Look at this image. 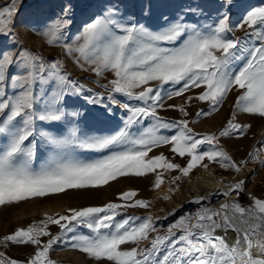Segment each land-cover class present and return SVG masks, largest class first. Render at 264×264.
Wrapping results in <instances>:
<instances>
[{
	"label": "snow or ice",
	"instance_id": "snow-or-ice-1",
	"mask_svg": "<svg viewBox=\"0 0 264 264\" xmlns=\"http://www.w3.org/2000/svg\"><path fill=\"white\" fill-rule=\"evenodd\" d=\"M21 3L0 6V206L98 190L122 177L152 176L153 191L168 184L174 194L198 168L212 175L216 165L239 176L250 162L264 167V139L240 160L222 144L250 131V123L237 122L240 115L264 120V0L235 18V0H220L211 13L199 4L157 12L149 3L139 18L121 0H101L79 24L69 0L31 26L47 46L97 77L103 92L72 79L64 60L23 46L15 30ZM152 17L154 25L143 22ZM237 30L243 35L236 37ZM230 93L235 103L219 130L198 133L190 126L218 112ZM177 97L182 103L166 104ZM194 102L207 109L197 108L190 119ZM168 109L180 118L160 115ZM165 147L170 156L152 154ZM246 180L222 178L217 191L192 196L186 203L195 211L183 212L163 235L157 221L176 217L184 205L165 217L117 219L128 209L152 207L136 198L137 190L118 193L119 202L45 214L0 237V264H57L50 255L55 246L79 251L93 264H264V196L248 192L249 203H241ZM167 193L159 199L171 200ZM214 196L224 202L206 206ZM229 230L231 244L217 234ZM14 245L32 251L17 259L6 251Z\"/></svg>",
	"mask_w": 264,
	"mask_h": 264
},
{
	"label": "rangeland",
	"instance_id": "rangeland-1",
	"mask_svg": "<svg viewBox=\"0 0 264 264\" xmlns=\"http://www.w3.org/2000/svg\"><path fill=\"white\" fill-rule=\"evenodd\" d=\"M9 0H0V6L7 4ZM69 0H22V3L18 5L19 13L15 17V30L19 39L23 42V46L34 51L40 52L42 55L49 58H59L65 61L66 71L71 73L72 79H77L80 83L84 84L87 88L96 92H103V89L98 87L95 81L98 79L90 72H81L71 60L66 59L59 48H52L44 43L41 36L35 34V29L29 30L32 25H39L45 18L60 11V8ZM75 5V20L79 24L80 20L86 17L93 8L98 5L101 0H71ZM122 4L126 6V10L129 13L135 14L138 18L141 16V7L147 6L149 3L153 4L154 11H172L174 7H179L187 4H199L205 8L208 12H214L220 5V0H121ZM158 4L166 5V7L160 9L156 6ZM261 4V0H235V7L232 9L233 18L237 13L247 9L249 6H258ZM145 23L154 25L156 23L155 17L145 18ZM76 25L73 26V32H75ZM236 37L242 36L243 32L237 30L234 34ZM108 78H111L110 74ZM100 83H105L104 78H99ZM198 91V90H194ZM190 93H186L188 95ZM106 96L107 93H104ZM235 93H230L220 110L213 115L201 118L197 123L190 125L198 133L211 132L219 130L229 119L231 115V106L235 103ZM181 98H173L167 100L166 104H180ZM91 107V106H89ZM197 108L207 109V104L194 102L188 108L192 113L190 119L195 118V111ZM124 115L122 110H117L116 119ZM160 115L168 119L180 118V114L177 111L168 109L166 111H160ZM240 123H250L252 125L250 131L241 139H225L222 140L224 147L234 156L236 160L244 158L253 146L258 141L264 139V120L247 115H240L238 121ZM159 151L168 153L167 148H161L154 150L152 154H158ZM261 159H264V151L259 154ZM177 162L183 163L178 157ZM253 170H255L253 172ZM212 175L205 172L203 169H196L190 175V177L184 179L181 182V186L175 192H182L187 190L189 182L194 177L208 179V181L224 177L226 182L229 180L243 179L246 180L245 194L240 196V202L248 204L249 199L247 193L250 192L257 197L264 196V167L259 166L255 162H250L244 171L235 176L234 173L225 172L220 170L218 166H212ZM153 177L147 178H118L115 181H111L108 185L103 186L98 190L89 191H69L67 194H55L48 198L34 199L28 202H21L18 205L12 206H0V237L10 234L15 231L16 228L27 227L34 221H39L44 218L45 214L54 215L56 213L63 214L68 207H80L89 205H102L106 202L117 200L118 193L137 190L138 199H147L151 201L152 207L150 209H128L126 213H121V216L117 219L127 216H145L151 214L156 217L155 207L159 201V197L167 193L169 187L168 184L162 186L161 189L153 191L151 189ZM170 194V193H167ZM221 201L213 200L212 207H218ZM206 203V202H205ZM195 208L189 209L188 212H194ZM183 213H178L176 217H172L171 223L175 218ZM174 218V219H173ZM168 224L162 220L157 221V229L160 235L164 234ZM51 231L55 234L58 229L52 227ZM153 236L156 233L152 234ZM46 239V238H45ZM228 243H232L235 240V236L226 239ZM147 241L142 242L141 246H146ZM2 250V249H0ZM8 254L14 258L22 259L25 253L32 251L31 247L24 246H11L7 250ZM51 259L57 262V264H93V262L86 258V256L79 251L64 249L62 246H55V250L50 253Z\"/></svg>",
	"mask_w": 264,
	"mask_h": 264
},
{
	"label": "bare ground",
	"instance_id": "bare-ground-1",
	"mask_svg": "<svg viewBox=\"0 0 264 264\" xmlns=\"http://www.w3.org/2000/svg\"><path fill=\"white\" fill-rule=\"evenodd\" d=\"M222 178L224 179V182L226 183V179L224 177H220L219 180L214 179V181L213 180L208 181V179L194 177L189 182L187 190H184L182 192H175L174 194L170 193L169 195H172V199L168 201L159 199L155 207L156 217L157 216L165 217L168 212H170L173 208H176L178 205H181L189 196H193L194 194H199V193L207 194V193L217 191L218 189L221 188V184L219 183V181H221ZM213 200H219L221 201L220 203L224 202V198L222 196H214L209 201H206V203L205 202L204 203L206 206L212 207ZM191 208H195V206L191 205L188 207H184L183 210L178 213L188 212L189 209ZM161 209H163V211ZM171 219L172 217H168L167 219H161V220L169 224ZM217 234L225 235L226 239L231 238L232 236H235V233L232 232L231 230H229L227 234L223 232H218Z\"/></svg>",
	"mask_w": 264,
	"mask_h": 264
},
{
	"label": "water",
	"instance_id": "water-1",
	"mask_svg": "<svg viewBox=\"0 0 264 264\" xmlns=\"http://www.w3.org/2000/svg\"><path fill=\"white\" fill-rule=\"evenodd\" d=\"M199 194H202V193H199ZM194 195H196V194H194ZM193 195V196H194ZM192 196H189L182 204L184 205V207H188V206H191V204H188V203H186V201H188L190 198H191Z\"/></svg>",
	"mask_w": 264,
	"mask_h": 264
}]
</instances>
